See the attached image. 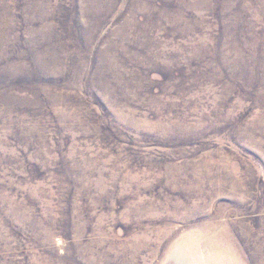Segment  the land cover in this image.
<instances>
[{
	"label": "rangeland",
	"instance_id": "rangeland-1",
	"mask_svg": "<svg viewBox=\"0 0 264 264\" xmlns=\"http://www.w3.org/2000/svg\"><path fill=\"white\" fill-rule=\"evenodd\" d=\"M0 264H264V0H0Z\"/></svg>",
	"mask_w": 264,
	"mask_h": 264
},
{
	"label": "bare ground",
	"instance_id": "bare-ground-1",
	"mask_svg": "<svg viewBox=\"0 0 264 264\" xmlns=\"http://www.w3.org/2000/svg\"><path fill=\"white\" fill-rule=\"evenodd\" d=\"M219 250V249H218ZM218 256H223L222 254H217Z\"/></svg>",
	"mask_w": 264,
	"mask_h": 264
}]
</instances>
